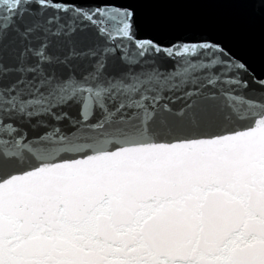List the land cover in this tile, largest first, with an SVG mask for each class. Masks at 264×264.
Returning <instances> with one entry per match:
<instances>
[{"label": "snow or ice", "instance_id": "1", "mask_svg": "<svg viewBox=\"0 0 264 264\" xmlns=\"http://www.w3.org/2000/svg\"><path fill=\"white\" fill-rule=\"evenodd\" d=\"M136 32L0 0V264H264V75Z\"/></svg>", "mask_w": 264, "mask_h": 264}, {"label": "water", "instance_id": "2", "mask_svg": "<svg viewBox=\"0 0 264 264\" xmlns=\"http://www.w3.org/2000/svg\"><path fill=\"white\" fill-rule=\"evenodd\" d=\"M135 9L137 38L221 42L264 75V0H117Z\"/></svg>", "mask_w": 264, "mask_h": 264}]
</instances>
